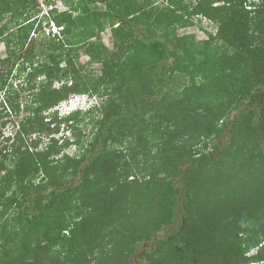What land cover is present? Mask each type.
<instances>
[{
    "label": "trees",
    "instance_id": "trees-1",
    "mask_svg": "<svg viewBox=\"0 0 264 264\" xmlns=\"http://www.w3.org/2000/svg\"><path fill=\"white\" fill-rule=\"evenodd\" d=\"M43 1L63 36L0 0L2 106L28 113L0 147V264H264V0ZM196 18L216 31L177 32Z\"/></svg>",
    "mask_w": 264,
    "mask_h": 264
},
{
    "label": "rangeland",
    "instance_id": "rangeland-1",
    "mask_svg": "<svg viewBox=\"0 0 264 264\" xmlns=\"http://www.w3.org/2000/svg\"><path fill=\"white\" fill-rule=\"evenodd\" d=\"M160 1L161 0H157L156 2H160ZM53 4L55 7H57V10H59V11H62V10H65L68 8L67 5L64 3V0H54ZM39 8H41V11H40L38 19L41 17L43 18L42 14L44 13V15H45L47 13V11H49L50 6L47 5L45 2H43V5L39 4ZM7 18H8V16L3 18V22L6 21ZM42 21H43L42 25L44 26V18L42 19ZM215 31H216V26L212 22H210L208 19L196 18L195 23L193 25H189V26L184 27V28H179L177 32L179 34H194L196 40H204L207 38L209 32H215ZM44 35L45 36L48 35L45 33V30L43 32L42 31H36L34 34V36H36V38L38 40L41 39L42 37H44ZM59 36L61 37V36H63V34L61 33V35H59ZM100 36H101L102 42L109 49L113 48L114 40H113V37H112V34H111L109 28H107L105 31H103ZM4 56H5V46H4V43L1 42L0 43V57H4ZM87 59H88V57L82 53L81 57H80L81 63L86 62ZM86 67L88 69H90L91 71H93L94 73H97V72H99L100 65L99 64H92V65H87ZM173 74H174L173 78L176 79L177 75H179L180 72L175 71ZM173 78H172V80L174 81V85L177 82L181 81L180 84L178 83V85H179V86H177L178 89L179 88L181 89L182 85L188 81L186 78L179 79V80H174ZM199 78H201V77H198L195 79V80H197L196 82H199L198 81ZM22 94L25 95V93H22ZM254 98H255V96L248 102L249 103L248 106H250V104L252 105V103H254L253 102L255 100ZM1 101L2 100H1V95H0V110L2 111V114H0V147L2 146L3 143L6 142L5 136H9V135L13 136L19 127L20 121L28 115V113L25 110H23L22 108L20 109V111L18 113H14V112L6 113L3 109ZM64 108L65 107L62 106L61 110L63 111ZM6 111H7V109H6ZM12 119H14L15 123L10 122V120H12ZM90 130H91V126L89 125V126H87L86 131L88 132ZM69 135H70V132L68 131L66 125L62 123L60 125V129H59L58 133L56 134V136L59 137V142H61V140L65 139V137H68ZM35 136H38V134L34 133L31 137L34 138ZM47 140H48V138H46L45 135L41 134V140L39 143V147L44 146L46 144ZM11 141L12 140L10 139V141H8V143H10ZM112 144L116 147L124 148V151H125V148L129 143H128V141L123 140L122 142L116 141V142H113ZM65 152H67L69 154H75L76 152H79V149H78L77 145H69V147L65 148ZM0 174H3V171L2 172L0 171ZM40 178H41V176L36 179L37 182L40 181ZM160 233H162V230L160 231ZM105 241H108V238L105 239L104 242ZM153 241H154V239L146 242L144 244V246L148 247V248L151 247ZM255 251H256V248H253L250 250L249 254L254 253ZM139 258H141V261L145 260L141 253L136 255V256H133L134 260H137Z\"/></svg>",
    "mask_w": 264,
    "mask_h": 264
},
{
    "label": "clouds",
    "instance_id": "clouds-1",
    "mask_svg": "<svg viewBox=\"0 0 264 264\" xmlns=\"http://www.w3.org/2000/svg\"><path fill=\"white\" fill-rule=\"evenodd\" d=\"M62 29H63L62 26L57 25L53 21H49V22H47L46 20L44 21V30H45V33L48 35L50 34L52 36H59L61 35ZM16 82H18V79H15L14 86H16ZM0 95H1V100L4 102V92L2 90H0ZM98 103H99V99L96 95H89V94L83 93V94L73 95L69 97L68 99L61 101L53 109H55L58 112V115L60 117H63V116H67L76 111H85V110L91 109L94 106H97ZM62 106L65 107L63 111L61 110ZM249 264H263V262L252 261Z\"/></svg>",
    "mask_w": 264,
    "mask_h": 264
},
{
    "label": "built area",
    "instance_id": "built-area-1",
    "mask_svg": "<svg viewBox=\"0 0 264 264\" xmlns=\"http://www.w3.org/2000/svg\"><path fill=\"white\" fill-rule=\"evenodd\" d=\"M40 1V4L43 5V0H39Z\"/></svg>",
    "mask_w": 264,
    "mask_h": 264
}]
</instances>
